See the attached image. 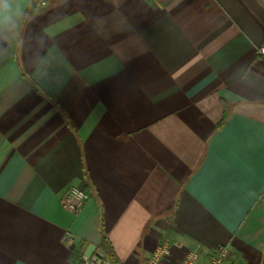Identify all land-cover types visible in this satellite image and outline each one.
<instances>
[{
  "label": "crops",
  "instance_id": "0c3cea01",
  "mask_svg": "<svg viewBox=\"0 0 264 264\" xmlns=\"http://www.w3.org/2000/svg\"><path fill=\"white\" fill-rule=\"evenodd\" d=\"M16 25L0 29V264H91L101 223L107 264L161 243L160 264H264V0H27Z\"/></svg>",
  "mask_w": 264,
  "mask_h": 264
},
{
  "label": "built area",
  "instance_id": "2783aa9c",
  "mask_svg": "<svg viewBox=\"0 0 264 264\" xmlns=\"http://www.w3.org/2000/svg\"><path fill=\"white\" fill-rule=\"evenodd\" d=\"M258 53L264 55V48L260 47ZM87 194L78 187H70L61 202L69 211L79 213L87 201ZM170 256L169 246L166 243H161L147 257L145 264H160L163 260ZM225 254L222 250L213 253L204 264H222ZM85 261L91 264H107L105 257L101 253H96L90 259L85 258ZM201 259V254L198 250H192L186 253L180 260L179 264H198Z\"/></svg>",
  "mask_w": 264,
  "mask_h": 264
},
{
  "label": "clouds",
  "instance_id": "9594fccd",
  "mask_svg": "<svg viewBox=\"0 0 264 264\" xmlns=\"http://www.w3.org/2000/svg\"><path fill=\"white\" fill-rule=\"evenodd\" d=\"M27 0H0V29L5 26L15 28L16 18L24 15Z\"/></svg>",
  "mask_w": 264,
  "mask_h": 264
},
{
  "label": "trees",
  "instance_id": "16d2710c",
  "mask_svg": "<svg viewBox=\"0 0 264 264\" xmlns=\"http://www.w3.org/2000/svg\"><path fill=\"white\" fill-rule=\"evenodd\" d=\"M26 80H27V82L29 83V85L32 88H34L35 90H37V88L35 87V85L32 83V81L28 77H26ZM221 126H222V123L217 126V130L220 129ZM100 230H101V234L103 235V237H102V243H101V247L103 249L102 251L104 252V254H105L106 257H108L109 259L112 260V254L110 253V249H109L108 243L106 242V238H105V235H104V231L102 229V223L100 224Z\"/></svg>",
  "mask_w": 264,
  "mask_h": 264
},
{
  "label": "water",
  "instance_id": "95a60500",
  "mask_svg": "<svg viewBox=\"0 0 264 264\" xmlns=\"http://www.w3.org/2000/svg\"><path fill=\"white\" fill-rule=\"evenodd\" d=\"M94 250H95L94 247L92 246L88 247L87 250L85 251V258L90 259Z\"/></svg>",
  "mask_w": 264,
  "mask_h": 264
}]
</instances>
